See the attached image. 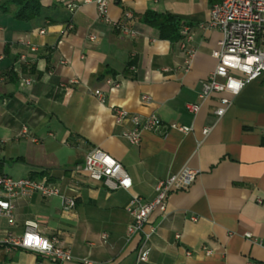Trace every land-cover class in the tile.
<instances>
[{
	"label": "crops",
	"instance_id": "crops-1",
	"mask_svg": "<svg viewBox=\"0 0 264 264\" xmlns=\"http://www.w3.org/2000/svg\"><path fill=\"white\" fill-rule=\"evenodd\" d=\"M16 1L0 0V174L44 179L75 207L64 211L58 197L17 200L12 224L0 222L1 234L20 236L25 223L34 222L40 236L56 238L71 253L68 264H134L147 236V264H264V78L237 96L200 99L222 41L205 26L223 0H113L105 19L93 2L70 0L78 6L71 14L62 0H42L40 15L27 22L15 18ZM147 12L177 17L189 28L194 57L188 72L180 41L161 39L145 26ZM120 26L134 35L122 34ZM109 79L119 88L106 85ZM222 99L231 103L219 118ZM187 105L200 110L192 115ZM113 109L156 116L162 127L143 131L140 144L130 145L122 133L133 126L116 125ZM171 124L192 132L171 131ZM95 149L122 165L130 190L87 177L84 160ZM186 168L199 173L190 188L171 193L165 212L152 213L129 238L131 200L151 202L159 182ZM0 264L51 262L0 247Z\"/></svg>",
	"mask_w": 264,
	"mask_h": 264
},
{
	"label": "built area",
	"instance_id": "built-area-1",
	"mask_svg": "<svg viewBox=\"0 0 264 264\" xmlns=\"http://www.w3.org/2000/svg\"><path fill=\"white\" fill-rule=\"evenodd\" d=\"M112 1L86 0L85 3L93 2L96 5L98 16L105 19L107 9ZM69 2L70 0H62L69 12L73 14L78 6ZM205 28L219 31L222 41L219 43V48L212 53L217 64L202 84L200 99L204 100L213 94L221 93L237 96L246 86L264 78V0H223L210 9ZM66 30L68 32L73 30L71 22L66 25ZM118 30L126 36L134 35L123 26L118 27ZM40 34L43 35L44 31H41ZM180 36V47L185 54V71L188 72L194 57V51L188 47L192 40L189 28L182 26ZM90 40L94 39L90 38ZM29 50L31 53L36 52L35 47L32 46L29 47ZM25 59L22 56L19 61L23 62ZM24 83L28 86L31 84L29 80H25ZM70 84L73 85L76 82L71 81ZM106 85H110L114 89L119 88V85L111 79L106 81ZM94 94L99 102L104 104L105 99H103L102 92L95 91ZM142 101L148 103L149 98L144 96ZM230 103L228 99H222L215 115L219 118L223 117ZM186 110L190 114L196 115L200 106L187 105ZM113 117L116 125H122L125 122L132 124V130L123 132L122 138L133 146L140 144L143 131L156 132L162 127V122L153 115L141 118L121 109H113ZM168 129L184 135L192 132L191 128L177 124L169 125ZM208 133V129L202 131L203 136ZM83 172L90 180L100 182L111 190L128 191L132 187V181L122 165L99 149L87 154ZM198 174L197 171L186 168L179 174L159 182L155 187V197L151 202L133 198L127 207V212L132 218V224L127 229V236L130 238L139 234L152 213L165 212L168 196L175 191L188 190ZM36 195L44 198H60L64 211L72 210L75 207L74 199L61 196L58 190L44 179L40 181L27 178L14 180L0 174V222L6 219L12 224V211L15 202L20 199H31ZM37 229L36 223L27 222L24 232L20 236L2 235L0 232V247L30 252L48 259L51 264L74 262L71 253L61 249L56 238H44L38 234ZM105 238L106 235L103 236V240ZM148 238L149 236L138 249L134 264L148 263L150 253L147 247ZM246 238L250 239L251 236L246 235ZM210 254V251L206 252V255ZM78 264L93 263L81 260L78 261Z\"/></svg>",
	"mask_w": 264,
	"mask_h": 264
},
{
	"label": "trees",
	"instance_id": "trees-1",
	"mask_svg": "<svg viewBox=\"0 0 264 264\" xmlns=\"http://www.w3.org/2000/svg\"><path fill=\"white\" fill-rule=\"evenodd\" d=\"M42 0H18L16 5L19 10L15 14V18L20 21H30L40 15ZM141 22L158 32L161 39L168 40L172 43L181 39L180 30L183 26L181 20L171 15H158L154 12H147L141 17Z\"/></svg>",
	"mask_w": 264,
	"mask_h": 264
},
{
	"label": "rangeland",
	"instance_id": "rangeland-1",
	"mask_svg": "<svg viewBox=\"0 0 264 264\" xmlns=\"http://www.w3.org/2000/svg\"><path fill=\"white\" fill-rule=\"evenodd\" d=\"M11 177H13V178H16V177H14L13 175H10Z\"/></svg>",
	"mask_w": 264,
	"mask_h": 264
},
{
	"label": "bare ground",
	"instance_id": "bare-ground-1",
	"mask_svg": "<svg viewBox=\"0 0 264 264\" xmlns=\"http://www.w3.org/2000/svg\"><path fill=\"white\" fill-rule=\"evenodd\" d=\"M46 182H48V181H46Z\"/></svg>",
	"mask_w": 264,
	"mask_h": 264
}]
</instances>
